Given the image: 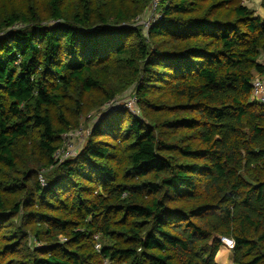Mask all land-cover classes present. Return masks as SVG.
Wrapping results in <instances>:
<instances>
[{"label":"trees","instance_id":"trees-1","mask_svg":"<svg viewBox=\"0 0 264 264\" xmlns=\"http://www.w3.org/2000/svg\"><path fill=\"white\" fill-rule=\"evenodd\" d=\"M19 1L0 14V264H218L220 238L233 264H264L253 0H161L147 35L127 25L152 0ZM120 82L138 83L143 118L98 122L42 186L61 136Z\"/></svg>","mask_w":264,"mask_h":264},{"label":"rangeland","instance_id":"rangeland-1","mask_svg":"<svg viewBox=\"0 0 264 264\" xmlns=\"http://www.w3.org/2000/svg\"><path fill=\"white\" fill-rule=\"evenodd\" d=\"M47 0H40L38 2V9L40 11L46 10ZM103 3V2H101ZM125 3V2H124ZM121 3V4H124ZM160 3L161 0H152L151 6L145 10V12L136 20L131 21L127 26L134 27V28H141L143 32L148 33L150 28L153 26V24L160 19ZM251 3L253 5L254 10H257L259 15L264 18V0H253L245 2V4ZM21 4V1L19 0H1L0 1V14L11 11L14 7L19 6ZM128 4H132L130 1L127 2ZM107 5V4H106ZM21 8H24V6H20ZM134 7V6H133ZM132 8V7H131ZM47 11V10H46ZM22 27V24H18L15 28ZM147 35V34H146ZM0 36H3L0 34ZM117 78V77H115ZM119 78L115 80V85L117 87ZM118 88L120 89V93L118 94L117 98L107 102L106 104L99 107V109H93L90 111L87 115H84L80 118L79 124L75 126L73 124V127L71 129H68L61 137L62 139V146L61 149L55 154L54 156V163L49 169H41L39 171V180L41 182V185L46 187V180L45 177L49 175L53 170H58L61 168V165L69 160L76 159L79 154L83 151L85 145L88 143L90 136L93 132V129L95 125L103 121L106 117L109 115L116 114L121 111H129L130 113H133L134 115L138 117L143 118V112L139 106V99L137 97V91L138 83H132L128 85L127 87H124V85L120 82L118 85ZM145 121L149 123V120L147 117L144 116ZM34 135H37V131L32 130L28 137L29 139L34 138ZM32 142H29L27 140H24L20 145V153L23 155L22 159L26 158V154L28 151V146ZM25 153V154H24ZM18 177H20L19 174H16L14 172H10ZM12 174H8L10 177H13ZM2 177L0 176V181ZM44 180V181H43ZM95 240H97L96 249L99 251V249L102 248L104 243L101 237H95ZM66 241L65 238L62 239V242ZM229 241H232V239L229 238H220L221 242V248L220 251L217 254L216 260L218 264H233L232 260V246L229 247ZM37 247H41V244L37 243ZM105 264H112L109 260H105Z\"/></svg>","mask_w":264,"mask_h":264},{"label":"built area","instance_id":"built-area-1","mask_svg":"<svg viewBox=\"0 0 264 264\" xmlns=\"http://www.w3.org/2000/svg\"><path fill=\"white\" fill-rule=\"evenodd\" d=\"M260 62L264 66V56L260 58ZM252 98L256 100L259 104L264 105V71L262 73H258L253 80ZM229 245V247L231 248L232 246L233 249L235 246V242L233 240L229 241Z\"/></svg>","mask_w":264,"mask_h":264}]
</instances>
